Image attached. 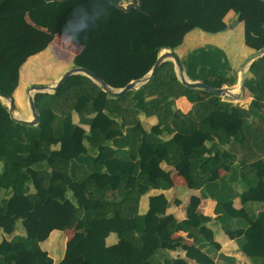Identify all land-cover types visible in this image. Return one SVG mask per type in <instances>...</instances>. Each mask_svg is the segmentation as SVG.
I'll return each instance as SVG.
<instances>
[{
  "label": "trees",
  "instance_id": "obj_1",
  "mask_svg": "<svg viewBox=\"0 0 264 264\" xmlns=\"http://www.w3.org/2000/svg\"><path fill=\"white\" fill-rule=\"evenodd\" d=\"M137 1L43 0L32 7L0 0V91L13 97L22 65L52 41L47 31H62L78 7L94 11L95 22L76 43L82 49L74 65L96 73L113 88L140 80L152 70L162 48L176 47L160 43L180 40L191 28L224 31L230 11L244 24L245 44L255 50L264 47V0H142V11L119 7ZM54 35L45 56L50 57L53 48L69 60L75 47ZM33 57L23 67V80L38 58ZM181 61L192 80L212 87L236 82L226 52L217 46L197 47ZM244 89L253 96L248 107L214 92L200 97V89L184 84L175 63L167 60L147 83L120 96L87 75L72 74L54 92L35 94L36 125L15 120L0 99V230L6 235L0 241V264H214L212 250L220 244L205 224L211 218L198 209L201 198L210 194L217 201L215 219L254 264H264V55L249 67ZM180 96L193 103L191 111L174 108ZM142 112L159 118L149 132L138 127ZM73 113L89 130L74 122ZM239 118L242 122L232 137L243 140L246 156L232 177L220 176L219 169H231L235 156L223 151L208 157L211 147L206 142H229L226 124ZM166 133L173 136L165 140ZM163 160L194 179L195 187L203 186L201 196L191 197L183 220L167 213L170 202L163 193L150 196L148 211L139 212L141 197L152 187L173 185L167 172L156 171ZM93 173L101 186L91 178ZM239 174L246 180L241 194L232 185ZM236 197L243 203L259 201L263 208L246 218V227L234 229L233 218L244 214L234 207ZM43 200L65 206L56 218L34 214ZM43 221L74 229L60 262H54L34 233ZM23 222L30 227L27 234H15ZM177 231H185L194 244L172 237ZM111 233L119 240L108 246ZM177 249H184L185 257L169 256Z\"/></svg>",
  "mask_w": 264,
  "mask_h": 264
},
{
  "label": "crops",
  "instance_id": "obj_2",
  "mask_svg": "<svg viewBox=\"0 0 264 264\" xmlns=\"http://www.w3.org/2000/svg\"><path fill=\"white\" fill-rule=\"evenodd\" d=\"M16 1L18 2L20 0H16ZM21 2H24L25 4L28 3L27 5H32L33 0H21ZM37 2L38 3L32 5V7L35 5L41 4L43 0H38ZM25 20L27 23L31 22L27 14H25ZM235 20H238V23H235ZM225 21L227 23V28L224 31L217 32V33H211V32L203 31L199 28H191L188 31L184 32L180 40H178L179 38L177 39L172 38L173 40H169L168 42H162L160 44H170L171 46L172 44H174L176 47H174V49L164 47L161 49L160 53L167 52V51H174L179 56V58L182 60V58L186 56L191 50L197 47H200V46L210 44V45H214L219 48H222L226 52L230 60V63L232 65L231 74L236 80L235 84L233 85L225 84L223 86H234L240 81L241 72L245 68L246 62L256 52V50L245 44L244 24L242 21L238 19V15L235 12L233 11L228 12V14L225 17ZM156 25L158 28H160L158 24ZM47 32H49L52 35V41L48 44V46L45 49L30 56L32 58H34L33 56L38 57V58H36L32 62V64L28 66L27 68L28 71L26 73L27 76H25L24 80H23V74H22L23 67H25V63L28 61L30 57L22 65L20 69V80H19V84L15 92L13 93V97L17 105V109L21 111L22 109L20 107L23 104V100L25 101V95H26L25 90L28 87V85H31L34 83V81L32 80V75L34 71L37 70V68H40V66L41 67L46 66L44 68H48V66L53 65L55 66V68H54V71L53 70L50 71L51 74L53 75V77H50V79H54V81H57L67 70L75 66L73 60L80 53L82 49V47L77 45L76 43H71L75 47L76 52L74 53L72 57L69 58V60L64 59V57L56 55L53 48L50 52L51 56L47 57L45 56V53L47 49L51 47L53 41L55 40L54 33L56 32L63 36L62 31H59V30H55V31L48 30ZM57 43H60V42H57ZM42 63H44V65H42ZM175 70L177 72L178 78L180 79L181 72L176 69V65H175ZM184 73L188 76L185 67H184ZM247 76H248V71H246V77ZM30 78L32 81L30 84H28L29 82L28 80ZM18 91H20L21 97L19 96ZM198 95L200 97H207L208 92L203 89H200ZM221 97L225 99L223 96ZM252 99H253V96H251L248 90L244 89L243 93L238 98L232 99V100L235 103L241 104L243 107H248ZM6 101L8 100L6 99ZM174 108L179 109L184 113H187L192 110L193 103L190 102L186 96H180L179 98L176 99ZM19 110L16 111L18 116L14 114L15 117L26 118V119H29L31 117L30 115H28V112L26 111V109L22 112ZM139 119L140 121H139L138 127L142 130V132H149L151 128L157 125L159 122V118L157 115H146L143 112L139 115ZM73 120L74 122L79 123L86 130H89L90 127L88 124L80 123V117L78 114L73 113ZM241 122H242V119L239 118L234 122L227 123L226 130L228 132V135L232 137L234 132L237 130V128L241 124ZM172 136H173L172 134L166 133L164 134L163 137L165 140H167ZM214 143L218 145L217 148L213 146ZM242 143H243V140L236 141L234 137H232V139L226 144L218 143L217 139L214 142H211V141L206 142V146L208 148L211 147V152H206V155L208 157L218 156L219 152H223V151H227L232 156H235V158L233 160H230V163H229L231 166V169H228L225 167H222L219 169L218 172L220 176L226 175V176L232 177L234 175V172L239 169V166H240L239 160L242 159L244 156H246V152L244 150V146L242 145ZM157 167L158 168H156V171H159L160 169L161 171H165L169 174V176L171 177L173 181V185L166 189L152 187L148 191V193L144 194L140 199V206H139L140 214H144L148 211L150 196L163 193L165 194V196L168 198L170 202L168 209H167V213L173 214L174 217L177 218L178 220L185 219L187 217V207L190 203L191 197L194 195L201 196L202 191H203V186L195 187L193 185L194 179L188 176L186 177L182 175L176 166L164 160L160 161ZM91 178H94L96 180V183L98 186L102 185V181L97 173H93L91 175ZM263 181H264V178H263ZM245 182L246 180L241 174L236 176V178L233 180L232 185L238 194H241L242 192H244L246 188ZM216 204H217V201L215 200L214 196L210 194V195H207V197L201 198V201L198 207L200 213L206 216H209L211 218V220H209L206 223L204 222V223L206 224L208 228H210L214 232V239L216 242L220 244L219 249L213 248L212 250V253L215 258L214 264H254L252 259L241 250L237 239L231 238L226 233V231L223 229L221 223L215 219L217 217V214L215 213ZM233 204L236 209L243 210L244 212L242 216L233 218L232 226L234 229L243 228L244 226L246 227L245 225L247 221L246 218L251 217V216L253 217L256 216L257 214H259V212L263 208V205L261 202L249 201L247 203H243L241 201V197H236L233 201ZM49 233L52 234V237H54V242L43 243V241H41L40 243H41L42 248L45 247L46 245H53V244L56 245L55 243L56 240L62 243L61 249H58L57 247H52L53 254L52 255L50 254L54 262L57 263L64 257L65 250H66V243L74 235V229L62 228L59 235L56 236V233L58 232H57V227L55 226L52 231L49 230ZM49 233H48V236H49ZM4 237H6V235L2 232V230H0V241ZM172 237L174 238L181 237L183 240V243L189 246L194 244V239L188 237L185 231L174 232L172 234ZM7 238H12V236H9ZM118 240H119L118 235L116 233H111L106 238V243L107 245L110 246V245L116 244ZM57 254H58V257L55 258ZM168 254L170 257H174V258L178 256L185 257L186 251L184 249L170 250ZM191 262L197 264L194 261H191Z\"/></svg>",
  "mask_w": 264,
  "mask_h": 264
},
{
  "label": "water",
  "instance_id": "obj_3",
  "mask_svg": "<svg viewBox=\"0 0 264 264\" xmlns=\"http://www.w3.org/2000/svg\"><path fill=\"white\" fill-rule=\"evenodd\" d=\"M120 8L125 10L126 12H129L131 10V7H135L136 9L142 11L143 10V1L138 0L135 2H129L126 5L120 4ZM235 23H238V20H235ZM264 55V47L256 50V52L248 59L246 62L245 68L241 72V79L240 81L234 85V86H222V87H212L206 84L205 82L201 80H192L184 73V67L181 59L174 51H167L162 52L159 54L156 63L154 64L152 70L147 73L143 78L140 80H133L126 84L122 88H113L111 85H109L106 81H104L100 76H98L96 73L81 67V66H73L69 70H67L57 81H55L51 85H44V84H32L29 88V105H30V111H31V117L29 119L26 118H17L14 116V112L17 109V105L15 103V100L13 97L9 96L7 93H3L0 91V99L8 106L9 112L11 113L12 117L20 121L24 124L28 125H36L39 122V115L36 110L35 106V94L38 92H54L60 85L63 83L70 75L72 74H84L89 76L92 80L97 82L100 86L103 87L105 91L114 93L116 96H120L124 93H126L129 90L132 89H138L145 83H147L150 78L154 75L157 68L160 66V64L164 61L171 60L175 63L176 69L181 72L180 74V80L189 86L196 87L199 89H203L205 91L214 92L217 94H220L221 96L225 98L230 99H236L238 98L244 91V85H245V79H246V71H248L249 67L251 66L252 62L256 60L259 57H262ZM31 91H34L33 94H30ZM4 99H8L9 102L6 103Z\"/></svg>",
  "mask_w": 264,
  "mask_h": 264
},
{
  "label": "rangeland",
  "instance_id": "obj_4",
  "mask_svg": "<svg viewBox=\"0 0 264 264\" xmlns=\"http://www.w3.org/2000/svg\"><path fill=\"white\" fill-rule=\"evenodd\" d=\"M18 2H21V0L18 1ZM123 4H127V3L126 2H123ZM160 26H162V25H160ZM44 67H46V66H42V67L40 66V68H37V70L34 71V73L32 75V80L34 81L33 84L51 85V84H53L55 82L54 79H50V77H53V75L51 74L50 71L51 70L54 71L55 66L50 65V66H48V68H44ZM259 69L261 71H263L261 68H259ZM32 80L30 78L28 80L29 81L28 84H30ZM31 85H28V87L26 88V90H25V94H26L25 95V101L23 100V104L20 107L22 109V111H24L26 109V111L28 112V115H30V116H31V111H30V105H29V88H30ZM227 85H229V84H227ZM4 100L6 101V99H4ZM6 103H8V101H6ZM19 111H21V110H19ZM0 197H3L2 194H0ZM42 202H46V203H43V204L38 203V205L36 207V211L34 212V214L35 213H39L41 216H45L47 214L46 216L55 217L56 218L60 214L61 208L65 206L64 204H61V203H58V202H52V203H50V202L45 201V200L41 201V203ZM27 226H28V228H30L29 225H28V223H26V222L20 223L19 224V228L17 230L19 232H15V234H18V233H26L27 234ZM55 226L57 227V232H58V233H56V236H57V235H59L60 231L62 230V227L59 224H55V223L49 224L46 221H43L42 224L39 225L38 229H36V232L34 231L35 227L31 228V231H34V233L38 234L37 236L40 237V239H41V241H43V243H52V242H54V237H52V234L49 233V236H47V238H45V239L43 238V234L45 233L46 230H49L50 229L52 231ZM55 243H56V245L55 244H53V245H46L45 247H43V249L49 255L50 254L52 255L53 254L52 247H57L58 249H61L62 248V243L61 242H59V241L56 240ZM55 254H56V252H55ZM57 257H58V254H57V256L55 258H57Z\"/></svg>",
  "mask_w": 264,
  "mask_h": 264
},
{
  "label": "clouds",
  "instance_id": "obj_5",
  "mask_svg": "<svg viewBox=\"0 0 264 264\" xmlns=\"http://www.w3.org/2000/svg\"><path fill=\"white\" fill-rule=\"evenodd\" d=\"M93 16L94 11L81 7L74 9L72 16L63 25V37L70 43L82 42L86 32L95 22Z\"/></svg>",
  "mask_w": 264,
  "mask_h": 264
},
{
  "label": "bare ground",
  "instance_id": "obj_6",
  "mask_svg": "<svg viewBox=\"0 0 264 264\" xmlns=\"http://www.w3.org/2000/svg\"><path fill=\"white\" fill-rule=\"evenodd\" d=\"M33 93H34V91H31V92H30V94H33ZM7 100H8V99H7ZM8 101H9V100H8ZM16 111H17V110H15V112H14V113L16 114V116H18V114H17V112H16Z\"/></svg>",
  "mask_w": 264,
  "mask_h": 264
}]
</instances>
